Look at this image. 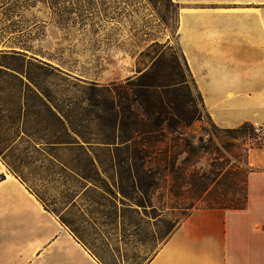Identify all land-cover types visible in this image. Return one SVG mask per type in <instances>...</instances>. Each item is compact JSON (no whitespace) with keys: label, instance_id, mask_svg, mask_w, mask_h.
I'll return each instance as SVG.
<instances>
[{"label":"rangeland","instance_id":"1","mask_svg":"<svg viewBox=\"0 0 264 264\" xmlns=\"http://www.w3.org/2000/svg\"><path fill=\"white\" fill-rule=\"evenodd\" d=\"M181 1L0 0V158L104 264H141L189 211L243 202L246 151L264 144V136L235 135L216 126L187 75L196 112L184 134L195 151L185 148L177 155L183 179L141 191L124 183L123 196L108 176L84 171L103 193L89 190L83 201L68 205L82 184L50 155L69 166L85 167L87 159L81 151L47 147L66 137L49 109L97 161L113 164L107 154L113 145L105 150L94 143L113 138L110 115L86 85L94 82L100 89L125 82L158 56L167 63L165 70L176 60L187 74L178 39ZM118 64L132 71L120 79ZM202 173L206 177L200 178Z\"/></svg>","mask_w":264,"mask_h":264},{"label":"crops","instance_id":"2","mask_svg":"<svg viewBox=\"0 0 264 264\" xmlns=\"http://www.w3.org/2000/svg\"><path fill=\"white\" fill-rule=\"evenodd\" d=\"M181 3V52L210 120L222 128L264 126V0ZM120 64L121 79L132 69ZM245 160V206L189 211L141 264H264V146L248 148ZM89 168L117 186L113 164L68 166L82 184L68 205L83 201L89 190L103 193L83 178ZM77 235L0 158V264H104Z\"/></svg>","mask_w":264,"mask_h":264},{"label":"trees","instance_id":"3","mask_svg":"<svg viewBox=\"0 0 264 264\" xmlns=\"http://www.w3.org/2000/svg\"><path fill=\"white\" fill-rule=\"evenodd\" d=\"M182 59L187 74L176 60H173L174 64L170 70H165L167 63L158 56L147 68L138 71L135 77L127 78L125 82H112L110 86H102L100 89L96 88L94 82L86 85L90 94L96 92L99 97L98 100L94 99L97 101L95 104L110 115L113 138L109 141L96 140L94 143L105 150L113 145L110 153L107 152V154L116 167L117 186L123 196L126 192L124 183H128L132 189L141 191L143 188L147 190L157 187L165 181H168L172 187L177 179H183L182 168L176 165L177 155L183 151L187 152L185 148H189L190 154L195 151L184 134V128L188 126L196 112L193 106L194 98L186 79L187 75L195 89L196 86L183 56ZM196 91L198 92L197 89ZM198 94L202 101L199 92ZM189 105L192 109H188ZM49 110L61 123V129L66 137L61 135L59 138L48 141L47 147L81 151L87 159V163L83 165L85 167L94 165L95 162L102 164L96 160L95 154H91L90 147H84L74 138L62 120L51 109ZM227 131L235 135H243L248 131L253 133L252 124L249 122H244ZM84 142L90 146V141ZM254 146L261 147L264 144L258 142ZM50 156L60 163L62 169L69 166L61 162L59 158ZM187 158L188 155L184 156L181 163L184 164ZM86 173H82L83 178H91ZM88 173L96 172L89 168ZM199 176L206 177L204 173ZM200 178L197 177V180ZM203 190L204 188L199 189L194 199H198ZM245 202L246 194L243 196V202L239 204L227 206L217 203L214 207L210 205L207 208H243Z\"/></svg>","mask_w":264,"mask_h":264},{"label":"built area","instance_id":"4","mask_svg":"<svg viewBox=\"0 0 264 264\" xmlns=\"http://www.w3.org/2000/svg\"><path fill=\"white\" fill-rule=\"evenodd\" d=\"M252 130L255 135L264 136V126L261 124L257 122L252 123Z\"/></svg>","mask_w":264,"mask_h":264}]
</instances>
